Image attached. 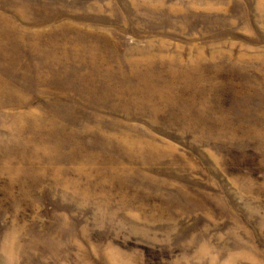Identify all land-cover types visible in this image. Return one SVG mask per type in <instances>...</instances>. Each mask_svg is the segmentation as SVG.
<instances>
[{
    "label": "rangeland",
    "instance_id": "1",
    "mask_svg": "<svg viewBox=\"0 0 264 264\" xmlns=\"http://www.w3.org/2000/svg\"><path fill=\"white\" fill-rule=\"evenodd\" d=\"M0 264H264V0H0Z\"/></svg>",
    "mask_w": 264,
    "mask_h": 264
}]
</instances>
